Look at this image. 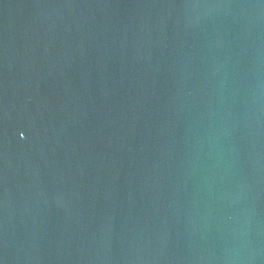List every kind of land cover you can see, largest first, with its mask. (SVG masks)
Masks as SVG:
<instances>
[{"label":"water","instance_id":"1","mask_svg":"<svg viewBox=\"0 0 264 264\" xmlns=\"http://www.w3.org/2000/svg\"><path fill=\"white\" fill-rule=\"evenodd\" d=\"M0 264H264V0H0Z\"/></svg>","mask_w":264,"mask_h":264}]
</instances>
